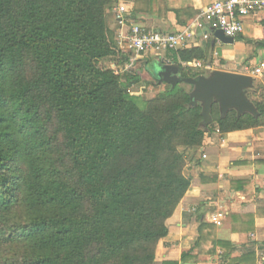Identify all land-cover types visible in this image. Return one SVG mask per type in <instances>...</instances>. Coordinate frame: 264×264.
I'll list each match as a JSON object with an SVG mask.
<instances>
[{
	"label": "trees",
	"instance_id": "obj_1",
	"mask_svg": "<svg viewBox=\"0 0 264 264\" xmlns=\"http://www.w3.org/2000/svg\"><path fill=\"white\" fill-rule=\"evenodd\" d=\"M113 3L0 0V264H155L208 134L264 127V98L257 118L214 105L206 132L192 87L134 95ZM211 40L166 59L205 76L183 64H210Z\"/></svg>",
	"mask_w": 264,
	"mask_h": 264
},
{
	"label": "crops",
	"instance_id": "obj_2",
	"mask_svg": "<svg viewBox=\"0 0 264 264\" xmlns=\"http://www.w3.org/2000/svg\"><path fill=\"white\" fill-rule=\"evenodd\" d=\"M215 1L114 0L107 20L117 35L120 27L114 10L122 8L128 28L138 25L156 33H179L193 26ZM212 41L214 50L207 64L211 71L252 76L254 89L249 96L252 102H260L264 98V15L245 18L244 32L233 45ZM207 44L198 32L187 49H205ZM153 61L157 74L149 70ZM138 62L140 72L153 73L155 78L162 63L176 65L166 59V53L145 54ZM256 70L261 73L255 74ZM216 130L208 134L185 170L192 187L167 222L168 236L157 247L155 264H264V127L224 137ZM214 215L217 223L211 220Z\"/></svg>",
	"mask_w": 264,
	"mask_h": 264
},
{
	"label": "built area",
	"instance_id": "obj_3",
	"mask_svg": "<svg viewBox=\"0 0 264 264\" xmlns=\"http://www.w3.org/2000/svg\"><path fill=\"white\" fill-rule=\"evenodd\" d=\"M116 22L120 27L118 32L120 46L132 55L124 72L134 70L137 61L145 54H161L168 51L184 50L190 45V40L200 32L206 40L214 38V33L222 31L226 37L236 39L244 32V19L259 14L264 15V0H217L202 11L196 23L179 33H156L142 26L128 28L124 9L114 10ZM188 67L211 71V66L203 61L186 64ZM120 72H122L120 70ZM255 74H260L256 70ZM221 134L220 130H216ZM203 159L207 157L203 155ZM195 211V210H193ZM212 222L217 223L218 217L212 216ZM225 264V263H222Z\"/></svg>",
	"mask_w": 264,
	"mask_h": 264
},
{
	"label": "water",
	"instance_id": "obj_4",
	"mask_svg": "<svg viewBox=\"0 0 264 264\" xmlns=\"http://www.w3.org/2000/svg\"><path fill=\"white\" fill-rule=\"evenodd\" d=\"M217 41L224 45L235 43V39L226 37L222 31L214 33L213 45ZM162 64L163 67H158V78L162 79L160 82H165L172 88L181 84L192 87L190 93L191 106L201 105L203 117L201 127L206 132L213 124L212 108L214 105L219 107L222 119L232 111L237 113L238 118L246 114L254 118L259 116L249 96V93L254 89L255 80L252 76L224 71H209L207 75L198 78H182L179 66L170 63Z\"/></svg>",
	"mask_w": 264,
	"mask_h": 264
},
{
	"label": "rangeland",
	"instance_id": "obj_5",
	"mask_svg": "<svg viewBox=\"0 0 264 264\" xmlns=\"http://www.w3.org/2000/svg\"><path fill=\"white\" fill-rule=\"evenodd\" d=\"M102 66L105 68H114L116 66H112V64L110 62L107 63H102ZM139 68V66L137 67V69ZM136 69V68H135ZM141 70V69H139ZM149 70L150 71H154L155 74H157V66H156V62L153 61L150 66H149ZM141 73V82L139 84H137L136 86L132 87V93L134 95H139L141 100H151L154 99L157 96H160L163 92L167 91L169 88V84H163V83H159L157 82L155 76H153L152 74H145L144 72H140ZM160 73V71H159ZM158 78V77H157ZM190 86L186 87L187 89H189ZM144 90V92H143ZM141 109H144L146 107V102L145 101H140L139 104Z\"/></svg>",
	"mask_w": 264,
	"mask_h": 264
}]
</instances>
